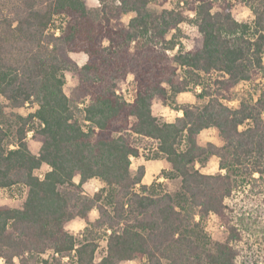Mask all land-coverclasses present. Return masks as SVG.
I'll use <instances>...</instances> for the list:
<instances>
[{
  "label": "trees",
  "instance_id": "trees-1",
  "mask_svg": "<svg viewBox=\"0 0 264 264\" xmlns=\"http://www.w3.org/2000/svg\"><path fill=\"white\" fill-rule=\"evenodd\" d=\"M157 1L0 0V96L12 110L36 106L11 112L13 129L0 108V189L27 188L21 207L0 205L4 264H236L241 234L226 200L244 187L264 191V0H237L250 23L233 18L232 0H173L178 9L153 13ZM187 20L198 32L188 50L176 39ZM79 53L81 66L71 57ZM65 73L76 80L69 95ZM129 76L132 101L117 93ZM241 83L249 92L231 108L224 102ZM186 92L202 104L177 102ZM155 101L183 116L160 120ZM34 121L37 153L26 140ZM213 128L223 145L201 146ZM212 156L224 173L195 168ZM131 158L164 160L178 191L145 184V166L132 174ZM92 179L104 186L90 197ZM210 215L225 240L211 242ZM75 218L86 223L81 240L65 229Z\"/></svg>",
  "mask_w": 264,
  "mask_h": 264
},
{
  "label": "rangeland",
  "instance_id": "rangeland-1",
  "mask_svg": "<svg viewBox=\"0 0 264 264\" xmlns=\"http://www.w3.org/2000/svg\"><path fill=\"white\" fill-rule=\"evenodd\" d=\"M234 3L232 9V16L238 22L250 23L253 20V15L249 8L238 2L237 0H232ZM87 4L90 7H97V0H87ZM179 5L176 1L173 0H158L157 3H151L148 9L153 13H159L163 9H178ZM247 9L249 12L248 16H244L243 12ZM189 17H193L192 14H189ZM129 16L124 18V21L127 22ZM61 23L60 19H56L54 22V28L59 27ZM196 27L191 22L187 20L186 22L180 25V32L177 34V41L186 49H190L193 46L195 38L198 36L197 29L192 31ZM178 47L175 48L173 52H176ZM172 52V53H173ZM82 56L86 57L83 53L71 54L72 59L78 64L83 65L86 60H82ZM76 80L72 78L70 73H65V85L63 87L64 92L69 95L71 90L75 87ZM119 92L127 100L131 101L133 98L131 80L128 79L126 82H123L119 85ZM197 91V90H196ZM249 92V84L241 83L235 87L233 90V98L230 101H225L231 108H237L239 103L244 100ZM179 103H189V104H202L201 101L197 100L193 93H182L177 96ZM235 105V106H232ZM0 108L3 112V120L8 121L13 129L14 124L12 118L10 117L11 112L18 113L22 116H27L29 113H32L36 106L33 103H26L22 108L17 110H12L8 103L0 96ZM153 110L162 121L173 122L177 117L175 112L170 108L162 105L158 101H155L153 104ZM38 127V122L34 121L30 125V131L27 132V142L29 149L33 153H37L40 143L34 138V129ZM242 127H240L241 129ZM214 129V128H213ZM208 130L202 131L207 133ZM214 136L211 139H207L204 136H201V133L198 136V143L201 146H205L207 143H213L216 146H222L223 140L219 136V133L216 129ZM215 141V142H213ZM132 164L130 167L131 173L135 174L139 165L145 166V184H152L154 182L162 183L165 191L174 194L178 191L180 186L179 179H167L165 178L166 172L168 170V164L165 161H156L150 160L145 161L144 159H134L131 160ZM195 168L201 171L204 174H217L224 173L219 169L218 159L214 156L210 157L205 163H196ZM48 170L47 166H43L40 171L37 172L38 175H43L45 171ZM77 181V180H76ZM104 185L97 179H92L83 185V192L87 196H93L94 193L98 192ZM257 188H240L237 189L231 198L226 200V204L229 207V215L232 219L233 224L238 228L241 239L239 242L233 243L234 247L238 252L236 258V264H264V191L256 192ZM27 194V188L23 186H15L8 189H0V205H9L11 207H21ZM97 217H92L89 214V220L93 221ZM83 223V227L74 228L75 225ZM86 223L80 219L75 218L65 224V229L74 235L78 240H81L82 233ZM205 229L210 237L212 243L221 242L226 239L227 232L226 229L221 224L219 218L215 215H210L205 223ZM106 244L101 242L100 247L96 253V260L99 261L101 257L105 254ZM52 253L47 252L43 257L44 259L51 261ZM66 261V260H65ZM39 264H45L43 262ZM120 264H144V261L133 260V261H124Z\"/></svg>",
  "mask_w": 264,
  "mask_h": 264
},
{
  "label": "clouds",
  "instance_id": "clouds-1",
  "mask_svg": "<svg viewBox=\"0 0 264 264\" xmlns=\"http://www.w3.org/2000/svg\"><path fill=\"white\" fill-rule=\"evenodd\" d=\"M97 6H98V5H97ZM212 11L215 12L216 10L213 9ZM132 15H134V14H132ZM192 15H193V17H194L195 14H192ZM243 15H244V16H248V15H249V12H248L247 9L244 10ZM195 30H196L195 28L192 29V31H195ZM57 35H59V33H57ZM86 59H87L86 57L82 56V60H86ZM128 79L131 80L132 77L129 76ZM162 86H163V85H162ZM199 91H200V89L197 88V92H199ZM232 106H235V105H232ZM176 115L179 116V117H182V116H183V113L180 112V113H177ZM169 122H171V121H169ZM214 133H215V130H214V129H210V130H208L207 133H203V132H202V133H201V136H204V137L207 138V139H211V138L214 136ZM213 142H215V141H213ZM49 171H51V168H49ZM41 179H43V178L41 177ZM90 215H91L92 217H98V212H97V210H96L95 208H93V209L91 210V212H90ZM78 227H83V223L81 222L79 225H75V226H74V228H78ZM0 264H4V260H3L2 258H0ZM14 264H15V262H14Z\"/></svg>",
  "mask_w": 264,
  "mask_h": 264
},
{
  "label": "crops",
  "instance_id": "crops-1",
  "mask_svg": "<svg viewBox=\"0 0 264 264\" xmlns=\"http://www.w3.org/2000/svg\"><path fill=\"white\" fill-rule=\"evenodd\" d=\"M86 56V55H85ZM180 95V94H179ZM176 100H177V102H179L178 101V97H176ZM159 102V101H158ZM160 103V102H159ZM172 110V109H171ZM152 111H153V114L156 116V114L154 113V110H153V107H152ZM174 111V110H173ZM175 112V114H177V113H180L179 111H174ZM177 116V115H176ZM177 117H179V116H177ZM135 159V158H134ZM136 160H138V159H136ZM158 161H164V160H158ZM144 178H145V175H144ZM144 178H143V182H144ZM15 262H16V264H18V262H17V260L15 259Z\"/></svg>",
  "mask_w": 264,
  "mask_h": 264
},
{
  "label": "built area",
  "instance_id": "built-area-1",
  "mask_svg": "<svg viewBox=\"0 0 264 264\" xmlns=\"http://www.w3.org/2000/svg\"><path fill=\"white\" fill-rule=\"evenodd\" d=\"M117 93H120L119 90L117 91ZM124 97V96H123ZM125 98V97H124ZM126 99V98H125ZM127 100V99H126ZM129 101V100H127ZM132 101V100H131ZM131 160H133V158H131ZM40 177H42V175H39Z\"/></svg>",
  "mask_w": 264,
  "mask_h": 264
}]
</instances>
